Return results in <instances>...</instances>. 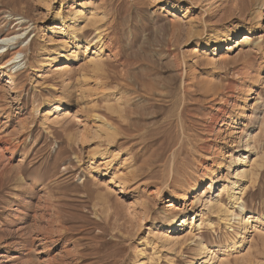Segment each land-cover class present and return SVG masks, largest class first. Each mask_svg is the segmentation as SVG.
<instances>
[{
    "label": "rangeland",
    "instance_id": "rangeland-1",
    "mask_svg": "<svg viewBox=\"0 0 264 264\" xmlns=\"http://www.w3.org/2000/svg\"><path fill=\"white\" fill-rule=\"evenodd\" d=\"M260 1L0 0V35L19 37L23 49L22 68L11 71L19 94L0 72V264H264V28L223 39L252 25ZM61 17L63 29L85 26L80 45ZM98 25L110 43L102 73L90 64ZM80 92L119 128L112 145L111 129L77 117L76 106L63 116ZM59 101L63 109L46 114ZM220 112L229 116L223 137L235 123L237 134L216 160L207 126L222 123ZM191 137L203 148L194 159ZM174 155L190 162L173 178ZM243 170V182L260 173L245 211L226 194ZM127 175L126 190L111 181ZM220 199L238 214L231 228ZM176 216L186 223L170 233ZM250 216L256 230L243 234ZM201 243L209 253L200 255Z\"/></svg>",
    "mask_w": 264,
    "mask_h": 264
},
{
    "label": "bare ground",
    "instance_id": "bare-ground-1",
    "mask_svg": "<svg viewBox=\"0 0 264 264\" xmlns=\"http://www.w3.org/2000/svg\"><path fill=\"white\" fill-rule=\"evenodd\" d=\"M256 4H257V7H258V13H257V15H256V17H255V21L252 23V25L251 26H249V28L248 27H239L238 29H236L235 28V30L233 31V33H231V34H228V35H225L226 37L224 38L223 37V39H224V41H226L227 39L229 40V41H231L232 40V38L230 37V36H237V35H239L240 33H243V32H245V34L246 35H248V36H258L262 31H263V28H264V11H263V8H264V0H261L260 2H256ZM58 15H61L60 14V11H58V13H57V16ZM21 19V18H20ZM61 19V22H60V24H61V26H62V28L61 29H63V27L65 26V24H64V19L65 18H60ZM75 20V19H74ZM20 21V20H19ZM76 21H77V19H76ZM18 22V21H17ZM21 22V21H20ZM22 24V23H21ZM74 24V23H73ZM25 25V24H24ZM105 25V24H104ZM104 25H98L97 27H96V31H97V35L95 36L96 37V41L98 42V44H100L101 46L94 52V57L90 60V64H91V67H92V70L93 71H95V72H100V73H102V70H103V65H104V60L102 59V57H100L101 56V54L103 53V50L106 48V46L108 45V44H110L109 42H108V40H107V42H108V44L106 43V37H107V35H106V30L107 29H105V27H104ZM27 29V28H26ZM85 29V26H83V27H80V28H76V27H74L73 25H71V24H69L66 28H64L63 29V33H64V35H65V37L66 38H68L69 40L68 41H71L72 42V44L73 45H80L81 44V39H82V37L80 36V33L83 31ZM25 30V29H24ZM8 33V32H7ZM20 33V32H19ZM85 33V32H84ZM86 34V33H85ZM84 34V35H85ZM24 36V35H23ZM213 37V35H211L210 37H209V40H212L211 38ZM213 38H215V40H216V42H215V45L217 46H219V45H221L222 44V42L220 41V39H218V37H213ZM252 38V37H251ZM20 39H19V37H17V36H12V37H9L8 35H6V36H1L0 35V54H1V56H0V58L1 57H4V56H6V55H9V59L5 62V63H2V64H0V72L2 73V74H5V73H8L7 71H9L10 72V74H9V81H8V84H10V85H12L13 84V86H11L12 87V89H14V93H16V94H19V92L21 91H19L18 89H17V87H16V84H15V82H14V79H13V75H12V73H11V71L12 70H18V69H21L22 68V66H23V63H22V61H23V59H21V57H20V55H21V53L23 52L22 50V48L19 46H17V44H19L20 43V41H19ZM61 40H63V39H61ZM66 40V39H65ZM61 41L62 43L63 42H66V41ZM214 40V41H215ZM68 43V42H67ZM92 43L93 42H91V41H89L88 39L87 40H85V44L87 45V48H89L88 46L89 45H92ZM64 44V43H63ZM257 44H261V41L260 42H258ZM108 46H110V45H108ZM86 48V49H87ZM16 49V50H15ZM12 66V67H11ZM11 67V68H10ZM9 68V69H8ZM16 71H14V72H16ZM63 71L64 72H67V70L66 69H64L63 68ZM185 71V70H184ZM19 72V71H18ZM8 75V74H7ZM17 76V75H16ZM86 78V77H85ZM99 78V77H98ZM87 79V78H86ZM184 80H185V78H184ZM183 83H185L184 81H183ZM188 83V82H187ZM104 83H102V85H103ZM187 85V84H186ZM105 86V85H104ZM104 86H101V85H99V89H101V90H105V87ZM184 88V95H183V97L186 99L187 98V96H188V93L190 92L188 89H186V88H188V87H183ZM68 90V89H67ZM113 92L114 91H109V92H107V93H103V95H106V94H113ZM18 98V97H17ZM14 99V98H13ZM246 100H247V97H245L244 98V101L243 102H246ZM93 101H95L94 99H92V102ZM185 101V100H184ZM67 104H65V105H67V111H66V113H64L63 114V116H65V118H67L68 116H70V115H68V114H70V108L72 107V106H76V108H77V110L78 111H76L74 114L77 116V117H79L78 115H81V118L82 117H84L86 120H87V118H90V119H92V120H90V122L94 125V126H96V124H97V128L99 129L100 127H103V128H110L111 130H109L108 132H107V134H106V140H107V144H108V146H110V145H112L114 142H116V133L115 132H117L118 131V127L115 125V123H114V121L113 120H110V121H108L107 119H104L103 117H102V115H100V114H98V113H96L95 112V106H93V105H91L90 104V101H87V94L85 93V92H80V99H78L77 100V102H75V103H73L70 99L68 100V102H66ZM82 104H85V105H83L82 106ZM62 105H64L63 103H61V101H59V103L58 104H55V105H53V106H51V108H52V110H50L48 113H46V114H50L51 113V111H60V110H62L63 108H62ZM88 110V111H87ZM184 111V110H183ZM183 111H181L180 112V117L179 118H181V120L183 119V117H184V112ZM219 116L221 117V119H222V123H220L217 127H216V123H215V120H212L211 122H210V124L207 126V128H208V130H209V132L211 133V134H215V137L213 138V144H214V149H215V159L217 160H219L220 158H222V157H224L225 155H226V151L225 150H223V148L224 147H226V145L228 144V142H229V139L231 138H234L235 137V135L237 134V131H236V123L234 124V127H233V130L230 132V137H226V138H224L223 136H224V126L226 125L225 123H226V121L227 120H229L228 118H229V116L227 115H225V113L224 112H220V114H219ZM223 116V117H222ZM46 117V116H45ZM64 118V119H65ZM67 120V119H66ZM100 122V124H98V122ZM180 121V120H179ZM97 122V123H96ZM181 124V123H180ZM183 127H185V125L183 124ZM183 130V129H182ZM184 131V130H183ZM185 132V131H184ZM183 133V132H182ZM195 139L194 138H189L188 139V143H189V148H191V150H194L193 151V156H190V157H192V159H194V153H195V151H200V150H202L203 148L202 147H198V146H196V145H192V141H194ZM234 140V139H233ZM257 139H256V136H254V135H252V137H251V139L249 140V141H246V143H247V146L250 148V151L251 150H254L255 149V143L257 144ZM253 145V146H252ZM234 146H236V145H234ZM189 148H186V151L189 149ZM108 150L109 149H107V151H105V152H108ZM190 150V151H191ZM189 151H187V153H188ZM98 153V152H97ZM105 154H103V156H104ZM173 155V154H172ZM93 156V155H92ZM104 159V158H103ZM189 158H187V155L184 157V159L183 160H181V161H179V162H177V160H176V156L174 155V159H173V162H171V175H172V177L174 178L175 177V173H178V175H180L182 172H183V170H186L187 169V165H188V162H190L189 160H188ZM110 160V159H109ZM112 160H113V157H112ZM199 161L198 162H200V163H202L203 162V160H200V158L198 159ZM113 162V161H112ZM112 162H106L105 164L107 165V166H109V165H111L112 164ZM232 162H235V165H237V164H243L245 161L244 160H242V161H240V156L239 155H237V156H235L234 158H233V161ZM103 163H104V161H103ZM105 168V167H104ZM100 171V170H99ZM211 172L212 171H210V172H206L205 174H206V176H207V178L210 180V181H212V177H211ZM248 172H250V171H246V170H243V171H241V172H239V174H238V179L236 180V181H232L231 183H230V187L229 188H227V191H226V194L228 195V196H230V197H233V201L236 203V205H238V204H242V203H244L245 202V194L247 193V190H248V184H249V182H251V183H255V182H257L256 180L259 178V175H260V173H257V176L255 177V179H251V181H244L243 182V180H246V178L248 177V175H249V173ZM252 172V171H251ZM252 174V173H251ZM115 179H117L118 181H115ZM170 179V178H169ZM111 181H113V184L114 185H116L117 187H119L121 190H126L125 188H126V186H128V184L130 183V179H129V176L127 175V176H117V178H113V180H111ZM110 181V182H111ZM190 186H192V187H197V185H195V183H191L190 184ZM191 187V188H192ZM195 189H197L198 190V188H195ZM223 189H224V187H222L221 188V192L223 191ZM184 190H185V188H184ZM188 192V191H187ZM220 192V193H221ZM187 194L188 193H180V195H179V199H184V198H186L187 197ZM220 196V195H219ZM108 201V200H107ZM106 201V202H107ZM207 203V202H206ZM246 203V202H245ZM245 203L244 204H242V205H239V207L240 208H244V211L246 210V206H245ZM230 204V203H229ZM206 205V204H205ZM172 205L169 203V204H167V208L168 207H171ZM215 206H216V209H217V213H223V217H224V219H225V221H226V224L229 226V228H231L232 227V217H235L236 219L238 218V214H234V211H231V209L228 207V206H224V203L222 202V199H220V201L219 202H216L215 203ZM231 206H233V208H234V204L232 205L231 204ZM213 207H214V205H213ZM144 214H147V215H145V217H147L148 216V213H147V210H144ZM231 217V218H230ZM254 216H250L248 219H247V227H245V231L243 232V234H246V233H248L249 232V229L252 227V229L251 230H256V227H253V226H251L250 227V219L251 218H253ZM255 218V217H254ZM223 219V218H222ZM167 231H170V233H175L178 229H179V227L178 226H182L184 223H186V220H184V218H179L178 216H176V217H170L168 220H167ZM179 224V225H178ZM138 226H139V224H138ZM142 226V225H141ZM140 226V227H141ZM165 237V236H164ZM174 237V235L171 237V238H173ZM171 238H168V239H170L171 240ZM175 240V239H174ZM173 240V241H174ZM172 241V242H173ZM167 242H169V240H167ZM238 243L236 242V245H237ZM199 248H200V255L202 254V255H204V254H206V253H209V250H208V247L204 244V243H201V244H199ZM211 252V251H210ZM1 262V261H0ZM194 260L190 263V264H194Z\"/></svg>",
    "mask_w": 264,
    "mask_h": 264
}]
</instances>
